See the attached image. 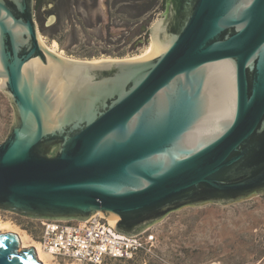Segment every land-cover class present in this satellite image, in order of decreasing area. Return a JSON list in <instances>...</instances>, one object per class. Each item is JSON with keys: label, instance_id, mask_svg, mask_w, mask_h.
<instances>
[{"label": "water", "instance_id": "water-1", "mask_svg": "<svg viewBox=\"0 0 264 264\" xmlns=\"http://www.w3.org/2000/svg\"><path fill=\"white\" fill-rule=\"evenodd\" d=\"M150 47L71 59L44 45L34 0H0V79L14 124L0 210L116 216L141 234L172 212L264 197V0H166ZM0 234V264H42Z\"/></svg>", "mask_w": 264, "mask_h": 264}, {"label": "rangeland", "instance_id": "rangeland-1", "mask_svg": "<svg viewBox=\"0 0 264 264\" xmlns=\"http://www.w3.org/2000/svg\"><path fill=\"white\" fill-rule=\"evenodd\" d=\"M35 13L46 43L52 46L56 41L58 52L72 59L125 60L144 54L150 46L149 42L133 45L143 40L136 30L126 33L116 28L107 33L104 25L108 19L100 24L96 9L79 14L75 8L46 4ZM13 124L14 110L0 85V145L7 140ZM2 222L11 224L15 231L6 232ZM17 231L28 233L38 243L39 223L0 210V234ZM144 232L156 237L154 256L144 253L134 262L107 264H264V197L181 209Z\"/></svg>", "mask_w": 264, "mask_h": 264}, {"label": "built area", "instance_id": "built-area-1", "mask_svg": "<svg viewBox=\"0 0 264 264\" xmlns=\"http://www.w3.org/2000/svg\"><path fill=\"white\" fill-rule=\"evenodd\" d=\"M39 223L38 244L54 261L107 264L135 261L142 254L154 256L156 237L142 232L125 236L100 213L86 221L34 220ZM117 223V222H116Z\"/></svg>", "mask_w": 264, "mask_h": 264}, {"label": "flooded vegetation", "instance_id": "flooded-vegetation-1", "mask_svg": "<svg viewBox=\"0 0 264 264\" xmlns=\"http://www.w3.org/2000/svg\"><path fill=\"white\" fill-rule=\"evenodd\" d=\"M59 1V2H58ZM34 0V12L41 6L48 4L55 7L61 4L68 9L75 8L79 14L82 12L96 9L97 18L100 24L105 23V31L111 34L113 29H120L122 32L129 33L131 30L141 33L143 40L134 43L139 47L140 44L151 41L153 29L166 18V0ZM53 3V6H51ZM78 15V14H77ZM36 16V13H35ZM159 18V19H158ZM144 36V37H143Z\"/></svg>", "mask_w": 264, "mask_h": 264}, {"label": "bare ground", "instance_id": "bare-ground-1", "mask_svg": "<svg viewBox=\"0 0 264 264\" xmlns=\"http://www.w3.org/2000/svg\"><path fill=\"white\" fill-rule=\"evenodd\" d=\"M41 39L44 43V45H46L47 47H49L52 51L54 52H57L58 54L64 56L62 53L58 52L57 50V46H58V43L56 41H54V45L50 46L46 43L45 39L43 36H41ZM150 47V46H149ZM149 47H147L145 49V53L147 52V50L149 49ZM144 53V54H145ZM143 55V54H142ZM140 55V56H142ZM140 56H137V57H140ZM66 57V56H65ZM137 57H134V58H137ZM69 58V57H68ZM72 59V58H71ZM129 59H132V58H129ZM104 60V59H102ZM108 60H112V59H108ZM122 60V59H121ZM126 60V59H125ZM92 61V60H91ZM94 61V60H93ZM3 84V80L0 79V85L2 86ZM111 223L112 224H115L117 222V217L116 216H112L111 219H110ZM1 227L5 228L6 232L7 231H15L14 229H12L13 227L11 226V224L9 223H1ZM4 231V230H3ZM16 234H18L19 238H20V242H21V247H20V250H24V249H35L36 252H37V258L39 260V262H41L42 264H60V263H57V262H54L53 261V258L43 252L41 249H40V246L39 244L36 242V240H34L28 233L24 232V233H20V232H16ZM71 264H75V263H71Z\"/></svg>", "mask_w": 264, "mask_h": 264}, {"label": "trees", "instance_id": "trees-1", "mask_svg": "<svg viewBox=\"0 0 264 264\" xmlns=\"http://www.w3.org/2000/svg\"><path fill=\"white\" fill-rule=\"evenodd\" d=\"M129 262H134V261H129Z\"/></svg>", "mask_w": 264, "mask_h": 264}]
</instances>
